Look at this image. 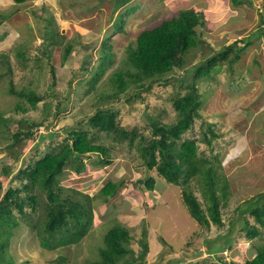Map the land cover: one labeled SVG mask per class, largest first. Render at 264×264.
Masks as SVG:
<instances>
[{
  "label": "rangeland",
  "instance_id": "obj_1",
  "mask_svg": "<svg viewBox=\"0 0 264 264\" xmlns=\"http://www.w3.org/2000/svg\"><path fill=\"white\" fill-rule=\"evenodd\" d=\"M241 1L247 4L233 6L232 0H133L130 3L137 9L124 17V30L114 32L110 18L123 11V8L114 10L115 0H30L20 5L13 0H0V55L4 54L5 61L13 66L10 77L14 89L35 90L42 94L53 70L56 79L53 91L64 93L72 79L71 87H75L76 92L70 101L69 111L49 130L55 137L44 138L37 143V136L15 146L14 154L20 155L18 160L8 154L7 148L12 140L7 137L1 139L0 136V180L3 187L22 161L42 156L48 151L49 144L64 138L66 129L84 111L89 114L95 109V97L83 96L86 89L84 81L101 55L104 36H109L108 41L112 44L115 57L111 69L116 70L124 60L125 48L134 43L142 30L171 18L184 8L204 11L208 21L198 30L205 32L203 39L206 38L213 49L203 46L191 51L185 58V66L176 70V79L190 75L188 71L192 66L235 39L248 36L251 41L241 53L240 60L232 65V70L223 64L214 80L197 82L203 103L192 129L182 136V139L196 141L200 159L220 162L218 172L228 183V196L220 208L222 227L212 223L207 229L201 227L188 214L181 187L167 183L141 165L136 150L138 136L130 146L128 140L119 142L102 135L100 142L110 148L111 163L107 166L95 164L96 155L92 154L89 158L83 157V172L76 174L68 167L59 178L62 188L82 193L80 198L83 195L90 197L93 218L88 233L74 246L44 249L40 247L35 232L20 225L9 247L16 264H60L57 262L60 257L67 259L61 264H84L97 259V247L102 245V237L114 225L129 230L131 238L127 246L135 253L139 251V239L145 231L147 252L143 264L217 261L219 253L214 250L218 247L225 249L221 253L225 264H241L254 256L252 244L264 242L260 240L264 237V228H260V237L249 241L243 227L246 221L248 225L260 227L248 214L246 206L253 204L259 193H263L260 203L264 202V38L258 35V27L264 20V0ZM50 17L56 33L64 36V40L58 44L59 37H53L52 41L57 42L45 47L44 27ZM68 43L72 45L71 52L61 62L63 47ZM18 52L24 57H17ZM111 69H107L106 75H110ZM3 72L0 64V73ZM7 80L8 77L0 78V95L1 91L6 92ZM79 81L83 85L78 86ZM160 83L154 84L148 92H140L141 96L131 103L123 100L128 95L119 98L121 105L116 108L119 112L117 122L121 127H134L138 133L148 135L149 117H155L163 124L175 121L172 107L175 87ZM5 98L12 104L16 96ZM38 107L40 111L41 103ZM29 114L33 115L32 112ZM208 124L215 131L210 146L203 138ZM10 131L13 133L15 130L11 127ZM40 132L44 133L42 128ZM206 135L209 137L208 133ZM212 155H217V159L214 160ZM3 168L9 172V177L1 176ZM148 176L155 179L152 191H147L142 184ZM107 181L121 182V186L113 197L104 199L98 191ZM191 187L196 198L204 203L197 182L193 181ZM3 192H0V197ZM40 199L43 200L42 197ZM225 238L231 239L229 248Z\"/></svg>",
  "mask_w": 264,
  "mask_h": 264
},
{
  "label": "trees",
  "instance_id": "obj_2",
  "mask_svg": "<svg viewBox=\"0 0 264 264\" xmlns=\"http://www.w3.org/2000/svg\"><path fill=\"white\" fill-rule=\"evenodd\" d=\"M26 1L30 0H13L17 5ZM132 1L115 0L114 10L123 8V11L110 18L114 32H122L124 17L137 9L135 4L130 3ZM244 3L247 4L241 0H232L233 6ZM207 19L208 15L204 11L194 7L184 8L171 18L142 30L134 43L128 44L125 48L124 60L116 70L111 69L115 57L112 44L108 41L109 36H104L101 40V55L95 67L90 70L88 79L84 81L86 89L83 96L95 97V109L89 114H85L84 111L81 117L66 129L64 138L49 144L48 151L42 156L22 161L5 187L0 180V192L4 190L0 197V264H16L9 247L20 225L34 231L40 247L44 249L74 246L88 233L93 218L90 197L83 195V198H80L82 193L62 188L59 185V178L68 167L76 174L83 172L85 170L83 157L89 158L92 154L96 155L95 164L109 165L110 148L100 142L102 135L119 142L128 140L130 146L138 136L136 150L141 158V165L148 171H154L167 183L181 187L182 200L190 217L206 229L211 223L217 227L223 226L220 208L225 205L228 196V183L218 172L220 162L200 159L196 141L182 139V136L192 129L203 103V94L197 88V82L213 79L214 75L216 78L223 64H227L228 69L232 70V65L240 60L241 53L251 41L248 36L235 39L192 66L188 71L190 75L176 79L174 77L176 70L185 66V58L191 51L203 46L213 49L206 38L203 39L205 32L198 30L204 27ZM46 22L48 24L44 27L45 47L57 42L52 41L53 37H59L60 42L57 43L60 44L64 36L56 33L51 17L47 18ZM258 28V35L264 38V20ZM71 49V43L63 47L61 62L67 59ZM16 56L24 57L19 52ZM5 58L4 54L0 55L2 60L0 64L4 68L0 78L8 77L6 92L1 91L0 95V136L1 139L12 140L7 148L8 154L18 160L20 155L14 154L15 146L37 136V143L44 138L55 137L49 130L69 111L70 101L76 92L75 87H71L72 79L68 81L64 93L53 91L56 86L53 70L50 71L51 80L42 94L35 90L17 91L10 77L13 66L5 61ZM107 69H111L109 76L106 75ZM159 82L163 86L171 84L175 87L172 100L175 121L163 124L155 117H149L148 135L138 133L134 127L128 129L121 127L117 122L119 112L116 108L117 105H121L119 98L128 95L123 100L131 103L141 96L140 92H148ZM79 85L83 83L79 81ZM8 95L16 96L12 104L5 98ZM29 112L33 115L31 116ZM11 127L15 130L13 133H10ZM40 128L44 133L40 132ZM206 130L209 137L207 133H203V138L210 146L215 131L209 124ZM212 158L217 159V155H212ZM1 176L7 178L9 172L3 168ZM193 181L197 182L204 203L194 195L191 187ZM12 182L16 184L12 185ZM142 184L147 191H152L155 188V179L148 176L143 179ZM120 186L121 182L107 181L99 189L98 194L104 199L111 198ZM262 196L263 193L257 194L256 201L246 206L248 214L252 215L254 222L260 226L248 225L246 221L243 229L249 241L260 237V228H264V202L259 201ZM229 227L231 229L232 224ZM144 237L145 231L139 239V251L135 253L127 246L131 238L129 230L121 225H114L102 237V245L97 247L98 258L84 264H143L147 252ZM230 240L225 238L227 248L230 247ZM260 240L264 241V237ZM163 242L166 244L164 240ZM252 247L255 250L254 256L241 264H264V242L253 243ZM223 250L225 249L221 247L216 248L214 251L219 253L217 261L203 264H225L221 254ZM66 261V258L60 257L57 262L61 264Z\"/></svg>",
  "mask_w": 264,
  "mask_h": 264
},
{
  "label": "water",
  "instance_id": "obj_3",
  "mask_svg": "<svg viewBox=\"0 0 264 264\" xmlns=\"http://www.w3.org/2000/svg\"><path fill=\"white\" fill-rule=\"evenodd\" d=\"M137 182H140V180H138Z\"/></svg>",
  "mask_w": 264,
  "mask_h": 264
}]
</instances>
